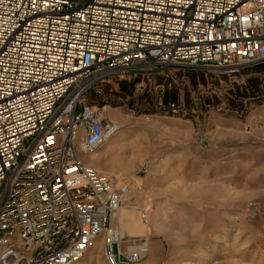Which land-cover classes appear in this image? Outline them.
<instances>
[{
    "label": "built area",
    "instance_id": "obj_1",
    "mask_svg": "<svg viewBox=\"0 0 264 264\" xmlns=\"http://www.w3.org/2000/svg\"><path fill=\"white\" fill-rule=\"evenodd\" d=\"M258 63L264 0H0V264H79L97 248L106 264L145 261L148 238L121 233L130 183L84 162L109 128L84 95L173 67L230 77ZM168 111L188 115L183 102Z\"/></svg>",
    "mask_w": 264,
    "mask_h": 264
},
{
    "label": "rangeland",
    "instance_id": "obj_2",
    "mask_svg": "<svg viewBox=\"0 0 264 264\" xmlns=\"http://www.w3.org/2000/svg\"><path fill=\"white\" fill-rule=\"evenodd\" d=\"M167 73L108 79L84 95L120 128L93 155L104 157L99 166L87 156L85 164L130 183L123 237H146L151 251L166 226L251 227V240L232 247L246 256L232 263L264 264V63L230 77L202 68ZM172 102H183L188 115L171 114ZM114 158L127 171L112 167ZM90 263L106 264L99 248L79 264Z\"/></svg>",
    "mask_w": 264,
    "mask_h": 264
},
{
    "label": "crops",
    "instance_id": "obj_3",
    "mask_svg": "<svg viewBox=\"0 0 264 264\" xmlns=\"http://www.w3.org/2000/svg\"><path fill=\"white\" fill-rule=\"evenodd\" d=\"M115 134L116 132L113 136ZM107 145L109 148L115 146L110 143ZM93 157H87L85 160L91 166L98 167L104 157L99 155L98 162ZM122 161L114 158L111 166L120 171H127L128 167ZM250 230L251 227L245 226L162 227L161 231H154L156 235L151 238L150 254L141 264H233V258H244L246 255L243 252L236 255L232 247L250 241L251 238L245 236L251 233ZM152 231L151 228L149 233ZM236 234L244 236L236 237Z\"/></svg>",
    "mask_w": 264,
    "mask_h": 264
},
{
    "label": "bare ground",
    "instance_id": "obj_4",
    "mask_svg": "<svg viewBox=\"0 0 264 264\" xmlns=\"http://www.w3.org/2000/svg\"><path fill=\"white\" fill-rule=\"evenodd\" d=\"M104 117V116H103ZM104 119H106L105 117H104ZM107 120V119H106ZM119 127H117V125L116 124H114V123H111L110 121H109V128H108V130H107V135H108V139L110 138V137H113L112 135L118 130L119 131ZM95 155V154H94ZM93 156V155H92ZM91 155L89 156V157H92ZM84 157V156H83ZM88 157V156H87ZM124 210H125V208L122 210V212H121V214H120V222H122V220H123V218H124V216H125V212H124ZM121 233H122V236H124L123 235V232H122V225H121ZM98 249V248H97ZM96 249V250H97ZM96 250H94V251H96ZM93 251V252H94ZM93 252H91V253H93ZM91 253H88L85 257H84V259L82 260V261H84L85 260V258L88 256V255H90ZM81 261V262H82ZM80 262V263H81ZM92 262V261H91ZM91 264V263H90Z\"/></svg>",
    "mask_w": 264,
    "mask_h": 264
}]
</instances>
